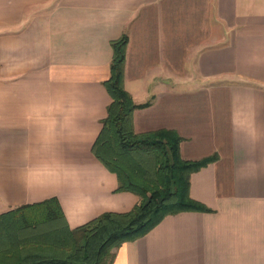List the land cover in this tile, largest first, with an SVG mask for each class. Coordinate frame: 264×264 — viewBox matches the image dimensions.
Segmentation results:
<instances>
[{
    "label": "crops",
    "instance_id": "obj_1",
    "mask_svg": "<svg viewBox=\"0 0 264 264\" xmlns=\"http://www.w3.org/2000/svg\"><path fill=\"white\" fill-rule=\"evenodd\" d=\"M137 133L175 130L209 211L169 214L112 264H264V0H0V214L56 197L77 227L139 197L91 151L112 41Z\"/></svg>",
    "mask_w": 264,
    "mask_h": 264
},
{
    "label": "trees",
    "instance_id": "obj_2",
    "mask_svg": "<svg viewBox=\"0 0 264 264\" xmlns=\"http://www.w3.org/2000/svg\"><path fill=\"white\" fill-rule=\"evenodd\" d=\"M127 41L123 34L111 43L110 76L103 83L111 100L91 151L115 173L116 190L132 192L139 201L129 211H104L69 229L70 242H60L53 252L27 253L13 264H112L117 247L144 235L164 216L187 210L209 211L190 196V176L214 161L217 154L185 160L179 156L182 137L175 130L134 131L133 111L147 106L150 100L134 103L124 87ZM63 215L58 199L50 197L0 214V228L14 221L24 227L50 221L65 224Z\"/></svg>",
    "mask_w": 264,
    "mask_h": 264
},
{
    "label": "rangeland",
    "instance_id": "obj_3",
    "mask_svg": "<svg viewBox=\"0 0 264 264\" xmlns=\"http://www.w3.org/2000/svg\"><path fill=\"white\" fill-rule=\"evenodd\" d=\"M20 224L21 222L18 224L14 221L6 228H0V264L2 262L13 264L31 252H50L52 249H57L60 242L64 245L66 239L70 242L69 229L71 227L66 221L65 224L50 221L26 227Z\"/></svg>",
    "mask_w": 264,
    "mask_h": 264
}]
</instances>
